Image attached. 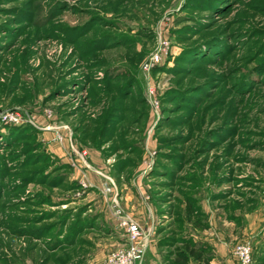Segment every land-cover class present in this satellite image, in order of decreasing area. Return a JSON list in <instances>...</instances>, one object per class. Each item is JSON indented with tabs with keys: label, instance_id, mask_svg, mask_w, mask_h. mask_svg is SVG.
<instances>
[{
	"label": "rangeland",
	"instance_id": "obj_1",
	"mask_svg": "<svg viewBox=\"0 0 264 264\" xmlns=\"http://www.w3.org/2000/svg\"><path fill=\"white\" fill-rule=\"evenodd\" d=\"M261 215L264 0H0V264H105L126 219L141 264H264Z\"/></svg>",
	"mask_w": 264,
	"mask_h": 264
},
{
	"label": "built area",
	"instance_id": "obj_2",
	"mask_svg": "<svg viewBox=\"0 0 264 264\" xmlns=\"http://www.w3.org/2000/svg\"><path fill=\"white\" fill-rule=\"evenodd\" d=\"M122 224L128 232L127 250L111 253L105 264H141L147 251L148 237L137 223L126 219ZM234 255L238 264H252V245L250 243L237 245Z\"/></svg>",
	"mask_w": 264,
	"mask_h": 264
},
{
	"label": "crops",
	"instance_id": "obj_3",
	"mask_svg": "<svg viewBox=\"0 0 264 264\" xmlns=\"http://www.w3.org/2000/svg\"><path fill=\"white\" fill-rule=\"evenodd\" d=\"M78 175L82 176L83 174L78 172ZM141 213H144V211L142 210ZM150 217H152L151 218L152 219L151 224L153 227L154 226L153 225L154 213L152 212V210H151V216ZM144 219H145V217H144ZM262 223L264 224V216L261 215L260 218L258 219V224H260L259 226H261ZM246 236L252 238L254 243L258 244V247H259V250L261 251V253L260 254L258 253L257 255L262 256V257L261 256L260 257L262 260L261 262H263L264 261V252H262V251L264 250V228L260 232L252 230V231L246 233ZM232 241H233V235H231L230 240H227L226 242L222 243L223 245L219 249L220 251L216 252L217 256H219V258H221L222 262H223V260L225 261V263L228 262L226 258L229 257V255H230L229 252H230V247L232 246ZM232 256H233V254H232ZM232 264H237V263L233 262Z\"/></svg>",
	"mask_w": 264,
	"mask_h": 264
},
{
	"label": "trees",
	"instance_id": "obj_4",
	"mask_svg": "<svg viewBox=\"0 0 264 264\" xmlns=\"http://www.w3.org/2000/svg\"><path fill=\"white\" fill-rule=\"evenodd\" d=\"M185 247V250L177 256V264H189L191 259H194L197 262L202 261L203 264H214V254L208 253L207 246L201 245V243L192 244L187 241Z\"/></svg>",
	"mask_w": 264,
	"mask_h": 264
}]
</instances>
